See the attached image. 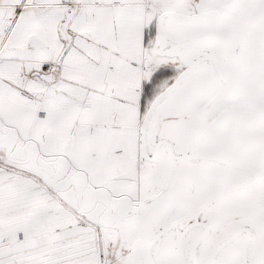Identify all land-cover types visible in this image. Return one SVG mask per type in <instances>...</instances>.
Returning <instances> with one entry per match:
<instances>
[{"label":"snow or ice","instance_id":"6c2138e0","mask_svg":"<svg viewBox=\"0 0 264 264\" xmlns=\"http://www.w3.org/2000/svg\"><path fill=\"white\" fill-rule=\"evenodd\" d=\"M0 264H264V0H0Z\"/></svg>","mask_w":264,"mask_h":264}]
</instances>
